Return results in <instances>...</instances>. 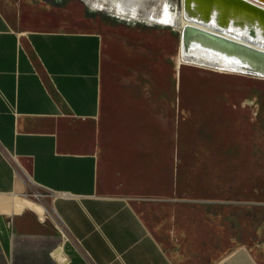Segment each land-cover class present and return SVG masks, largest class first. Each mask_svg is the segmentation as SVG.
Instances as JSON below:
<instances>
[{
    "label": "crops",
    "instance_id": "0c3cea01",
    "mask_svg": "<svg viewBox=\"0 0 264 264\" xmlns=\"http://www.w3.org/2000/svg\"><path fill=\"white\" fill-rule=\"evenodd\" d=\"M12 5L0 0V195L14 194L15 206L25 204L39 222L28 212H0V264H19V247L40 238L53 244L55 264H176L131 204L174 192L175 133L172 146L165 140L174 99L152 70L157 50L129 22L103 33L18 29ZM181 66L175 58L178 80ZM7 154L50 194L48 206L18 201L25 184ZM44 218L62 232V247ZM214 264L257 263L237 248Z\"/></svg>",
    "mask_w": 264,
    "mask_h": 264
},
{
    "label": "rangeland",
    "instance_id": "374dc122",
    "mask_svg": "<svg viewBox=\"0 0 264 264\" xmlns=\"http://www.w3.org/2000/svg\"><path fill=\"white\" fill-rule=\"evenodd\" d=\"M8 1L14 7L11 22L18 29L45 26L103 33L124 29L128 22L141 25L144 45L149 42L158 52L152 70L160 72L158 81L168 86L167 95L174 99L173 127L168 122L165 140L172 146L175 133L179 154L174 192L151 204L132 201V206L176 264H214L237 248L264 264V74L185 62L179 82L175 58L181 25L175 15L181 12V0H127L141 16L147 13L156 22L120 15L119 8H109L108 0ZM38 192L42 199L25 184L18 201L48 206L50 194ZM13 196L0 195L7 201L0 212H28L37 220L25 204L15 206ZM40 223L52 229L55 244L61 246L62 232L47 218ZM62 231L68 239L64 251L75 259L76 247ZM52 245L45 238L25 242L16 262L55 264L48 254Z\"/></svg>",
    "mask_w": 264,
    "mask_h": 264
},
{
    "label": "bare ground",
    "instance_id": "6f19581e",
    "mask_svg": "<svg viewBox=\"0 0 264 264\" xmlns=\"http://www.w3.org/2000/svg\"><path fill=\"white\" fill-rule=\"evenodd\" d=\"M108 2L110 9L119 8L120 15L157 21L147 13L141 16L139 8L133 9L134 6L127 0ZM230 5L228 0H202L197 7L199 12H194L190 0H181V12L175 15V21L181 25L176 67L185 62L234 71L264 66V14L261 24L242 13L246 18L244 20L236 11H233L234 17L229 18Z\"/></svg>",
    "mask_w": 264,
    "mask_h": 264
},
{
    "label": "water",
    "instance_id": "95a60500",
    "mask_svg": "<svg viewBox=\"0 0 264 264\" xmlns=\"http://www.w3.org/2000/svg\"><path fill=\"white\" fill-rule=\"evenodd\" d=\"M231 5L228 7V17H234L233 11H236V13L239 15H242V13L251 16L254 20L258 22V24H261L262 14H264V0H228ZM192 10L198 11V6L201 5L202 0H190ZM198 15H201L198 13ZM236 14V15H237ZM219 17V13L217 12V19ZM244 20L246 19L243 16ZM254 72L263 73L264 74V66H260L259 68L252 66V69Z\"/></svg>",
    "mask_w": 264,
    "mask_h": 264
},
{
    "label": "built area",
    "instance_id": "2783aa9c",
    "mask_svg": "<svg viewBox=\"0 0 264 264\" xmlns=\"http://www.w3.org/2000/svg\"><path fill=\"white\" fill-rule=\"evenodd\" d=\"M7 158L8 160L10 161V163L12 164V166L14 167V173L15 175L20 178L24 184L28 185L30 188H32V190L34 191V196L37 197L38 199H42L43 198V195L40 194L38 192V186L36 185V183L33 181V179L27 174V172L22 169L20 167V165L18 164L17 160L15 159L14 155H10V154H7ZM59 196H62V197H67V196H70L69 193H59L58 194ZM56 215V214H55ZM56 221L58 223H60V226L62 227V229L66 232L63 224L61 223L60 219L58 218V216L56 215ZM67 234V232H66ZM68 235V234H67ZM69 236V235H68Z\"/></svg>",
    "mask_w": 264,
    "mask_h": 264
}]
</instances>
